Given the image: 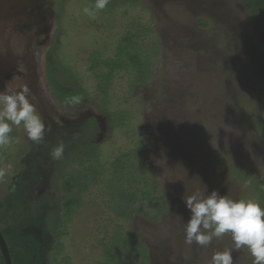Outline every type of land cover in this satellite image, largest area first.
Here are the masks:
<instances>
[{"label":"rangeland","instance_id":"1","mask_svg":"<svg viewBox=\"0 0 264 264\" xmlns=\"http://www.w3.org/2000/svg\"><path fill=\"white\" fill-rule=\"evenodd\" d=\"M22 1L10 46L36 58L24 87L46 132L33 142L12 125L0 195L32 170L33 156L46 181L23 198H51V264H210L225 250L233 264H253L231 234L188 245L182 201L205 185L264 207L260 78L244 39L264 53V31L240 0H109L94 17L83 9L95 0ZM27 13L54 31L52 42L38 46ZM134 52L141 72L130 67ZM54 114L61 130L50 133ZM58 142L64 155L53 160Z\"/></svg>","mask_w":264,"mask_h":264},{"label":"clouds","instance_id":"2","mask_svg":"<svg viewBox=\"0 0 264 264\" xmlns=\"http://www.w3.org/2000/svg\"><path fill=\"white\" fill-rule=\"evenodd\" d=\"M109 0H95L91 7L83 9L84 14L94 17L108 5ZM30 90L23 87L16 92L0 91V148L12 143V125H23L28 138L41 142L45 138V124L29 99ZM65 145L58 142L50 151L53 160H60ZM4 172L0 170V177ZM190 211V218L184 225V239L188 245L208 246L213 238L231 234L235 249L246 247L253 257V264H264V207L255 199H234L221 195L217 190L209 192L196 190L182 196ZM210 264H233L231 250L212 254Z\"/></svg>","mask_w":264,"mask_h":264},{"label":"trees","instance_id":"3","mask_svg":"<svg viewBox=\"0 0 264 264\" xmlns=\"http://www.w3.org/2000/svg\"><path fill=\"white\" fill-rule=\"evenodd\" d=\"M240 2L245 6L248 14L250 15L251 21L255 23L259 29L264 31V0H240ZM244 39L258 67V78H260V81L258 79L260 87L259 92L261 96V108L258 113V119L262 123L261 133L264 137V53L258 48L253 38L244 34ZM124 45L125 44H122L120 47H124ZM124 48L127 49L126 46ZM128 57L131 68H134L138 72L143 71L144 62L141 56L134 52L128 53ZM47 58L50 65H52V63L56 60L54 54H50ZM58 87H62L63 91L67 93H71L72 91L65 85V83H59ZM30 173H32V175L30 174L29 176L32 182L42 178L41 173L38 172L37 168L32 169ZM24 176L27 175L25 174ZM26 183L29 182L24 181L23 183H19L18 187L15 183L11 185L8 191L10 192L8 194V208L5 215L3 214L4 216L0 217V223H2L5 227V229H2V232L8 241L13 264H44L46 262V250L49 249L46 245V240L41 244L36 237L32 236L34 232L27 234L26 231L31 227H37L47 235L48 232H50L47 224V217L51 206L49 204V200L44 199L42 201L34 202V206H30L26 201H23L22 197L24 194L20 190L24 185H26ZM86 188L87 186L85 189ZM19 192L22 195L20 194L19 196ZM45 199H49V197Z\"/></svg>","mask_w":264,"mask_h":264},{"label":"flooded vegetation","instance_id":"4","mask_svg":"<svg viewBox=\"0 0 264 264\" xmlns=\"http://www.w3.org/2000/svg\"><path fill=\"white\" fill-rule=\"evenodd\" d=\"M24 5H25V2L22 0H0V91H3V90H6L8 92L19 91L20 89L24 87V82L28 83V80L31 79L32 74L25 75L24 73L27 70L36 71V69L38 68L37 63L35 62L36 58L34 55L28 54V53L21 54L16 49H14L12 46H10V44L14 45L12 44V41H11L13 34L18 33L16 32V30H19L17 27V25L19 24V18L21 16H24V11H23L25 9ZM33 6L34 4L32 5V7ZM29 12H31V10ZM26 15H28V19L30 20L29 21L30 26L26 30L30 34L31 33L33 34V37H35V39L38 41V46H41V47L46 46V43L52 42L55 39V37L54 39L52 37L54 34V31L52 30L49 31L50 28H46L45 26L41 27L36 21V19L34 17H31V14L27 13ZM44 20H45V17H44ZM29 39L31 40V37ZM17 79L22 80L23 82L22 81L18 82L16 81ZM33 95H35V93H33ZM33 95L32 93L29 94V96H33ZM30 98L31 97H29V99ZM93 118H95L97 121L100 120L96 116ZM59 120H63L62 116L58 114H54L51 120L52 130L51 131L49 130L50 133L54 131L58 132L61 130V124L58 126L56 125ZM63 122L65 123V121ZM67 122L68 124H70V121H67ZM78 122H80V120H78L77 122L75 121V124H77ZM49 138H52L51 134L49 135ZM23 160L26 161V158L25 159L23 158ZM35 165H36L35 158L32 156V160L28 162V165L26 166V168L34 169L36 168ZM40 167L41 165L40 166L38 165L37 170L39 173H42L40 170ZM26 172H28V170L26 171L24 170L19 176L20 179L17 180L18 179L17 178L13 182L16 184L17 187L19 186V183L24 182L23 181L25 178L24 173ZM29 173L30 171L26 175H28ZM41 176L42 178L40 180H37L34 182L30 180L29 183H26V185H24L20 191H22L23 194L26 193V189L27 191L30 190L31 192H34L35 187H33V185H36V184L41 185L42 183H44V181H46L45 177L43 178L42 174ZM38 189H39L38 193L40 194L41 193L40 188ZM31 192H29V198H30ZM8 194L9 192H8V186H7L6 192L0 195V217H3L5 215V212L8 208ZM20 194L21 193L19 192V196ZM43 198L44 197L42 196L41 198H37V200H34V199L33 200L31 199V200L32 201H42ZM22 200L26 201V199H23V197H22ZM44 200H49V204L51 202V198L49 199L44 198ZM50 206L52 205L50 204ZM2 229H5V227L2 223H0V232L9 248L8 241L5 238L2 232ZM26 232L27 234H31L32 232H34L32 236L36 237L41 244L44 243V241L46 240V245L48 246L49 249L46 250V255H45L46 262L44 264H51L50 261L52 260V257L55 255L54 252L51 253L52 251L51 233L48 232V234L46 235L45 233L42 232L41 229H38L37 227H31ZM9 252H10V249H9ZM0 253H1L0 264L1 263L5 264V260H4L1 248H0ZM10 257L12 260L11 253H10ZM12 264H13V261H12Z\"/></svg>","mask_w":264,"mask_h":264},{"label":"water","instance_id":"5","mask_svg":"<svg viewBox=\"0 0 264 264\" xmlns=\"http://www.w3.org/2000/svg\"><path fill=\"white\" fill-rule=\"evenodd\" d=\"M0 248H1L4 260H5V264H12L9 248H8L7 243L5 242L1 232H0Z\"/></svg>","mask_w":264,"mask_h":264}]
</instances>
